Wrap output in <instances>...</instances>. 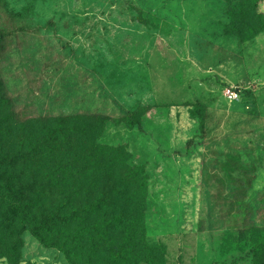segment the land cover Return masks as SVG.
Here are the masks:
<instances>
[{
	"label": "rangeland",
	"instance_id": "obj_1",
	"mask_svg": "<svg viewBox=\"0 0 264 264\" xmlns=\"http://www.w3.org/2000/svg\"><path fill=\"white\" fill-rule=\"evenodd\" d=\"M239 2L0 0V155L14 158L11 172L35 180L26 142L58 117H105L101 135L79 137L66 159L82 144H113L125 164L98 161L82 198L143 166L144 205L139 196L117 205L144 209L156 264H254L253 240L264 235V30L245 40L228 29ZM231 87L242 90L232 101ZM23 238L20 264H71L30 231Z\"/></svg>",
	"mask_w": 264,
	"mask_h": 264
},
{
	"label": "trees",
	"instance_id": "obj_2",
	"mask_svg": "<svg viewBox=\"0 0 264 264\" xmlns=\"http://www.w3.org/2000/svg\"><path fill=\"white\" fill-rule=\"evenodd\" d=\"M262 1L240 0L231 12L228 29L245 40L263 31L264 14L258 11ZM193 113L205 135L202 102L195 103ZM126 120L130 126H141L135 113L126 114ZM107 123V118L97 115L60 116L54 125L43 130L40 139L31 136L24 153L38 175L31 183L11 172L14 158L0 155V245L9 264H20L26 230L42 245L63 251L71 264H156L153 249L144 237V209L132 214L128 205H117L126 197L134 201L136 196L144 205L148 185L144 167L125 172L111 192L96 195L86 189L82 198L80 181L86 180L85 186L90 184V172L96 163L119 170L125 164L121 161L125 150L113 144H98L93 149L82 144L83 152L74 153L70 161L66 159L72 148L79 146V137L101 135ZM82 163L84 170L73 171ZM41 182L44 188H40ZM59 185L70 186L69 191H56ZM252 252L254 264H264V235L253 240Z\"/></svg>",
	"mask_w": 264,
	"mask_h": 264
},
{
	"label": "built area",
	"instance_id": "obj_3",
	"mask_svg": "<svg viewBox=\"0 0 264 264\" xmlns=\"http://www.w3.org/2000/svg\"><path fill=\"white\" fill-rule=\"evenodd\" d=\"M241 92L242 90L240 87H231L227 89L226 95L227 98L232 101L236 100L240 96Z\"/></svg>",
	"mask_w": 264,
	"mask_h": 264
}]
</instances>
